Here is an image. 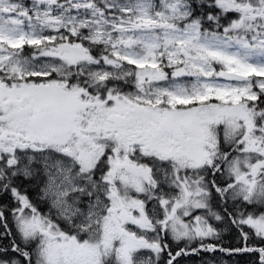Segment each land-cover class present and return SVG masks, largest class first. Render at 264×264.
I'll return each mask as SVG.
<instances>
[{
    "label": "snow or ice",
    "instance_id": "snow-or-ice-1",
    "mask_svg": "<svg viewBox=\"0 0 264 264\" xmlns=\"http://www.w3.org/2000/svg\"><path fill=\"white\" fill-rule=\"evenodd\" d=\"M218 253L264 264V0H0V264Z\"/></svg>",
    "mask_w": 264,
    "mask_h": 264
},
{
    "label": "trees",
    "instance_id": "trees-1",
    "mask_svg": "<svg viewBox=\"0 0 264 264\" xmlns=\"http://www.w3.org/2000/svg\"><path fill=\"white\" fill-rule=\"evenodd\" d=\"M232 242H234L233 239H232V237L230 235H227L226 234L225 240H224L225 245H228L229 243H232ZM216 255H220V253H218ZM200 260H201V258H199V257H190V258H187L186 259L185 264H196ZM229 260L232 261V262H230L231 264L234 263V260H240L241 263H249L250 264V262L248 261V258L247 257H235V258H229Z\"/></svg>",
    "mask_w": 264,
    "mask_h": 264
},
{
    "label": "rangeland",
    "instance_id": "rangeland-1",
    "mask_svg": "<svg viewBox=\"0 0 264 264\" xmlns=\"http://www.w3.org/2000/svg\"><path fill=\"white\" fill-rule=\"evenodd\" d=\"M217 257H218V256H217ZM220 258H222L223 261H226L227 264H230V261H229L227 258H225V257H220ZM196 264H202V262H200V263H196ZM233 264H234V263H233Z\"/></svg>",
    "mask_w": 264,
    "mask_h": 264
},
{
    "label": "bare ground",
    "instance_id": "bare-ground-1",
    "mask_svg": "<svg viewBox=\"0 0 264 264\" xmlns=\"http://www.w3.org/2000/svg\"><path fill=\"white\" fill-rule=\"evenodd\" d=\"M202 262V260H200L198 263ZM231 264V263H230Z\"/></svg>",
    "mask_w": 264,
    "mask_h": 264
}]
</instances>
